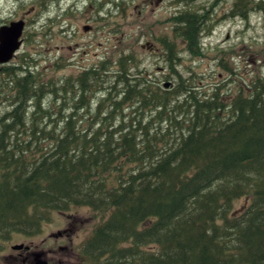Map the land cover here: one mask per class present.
<instances>
[{"label": "trees", "instance_id": "16d2710c", "mask_svg": "<svg viewBox=\"0 0 264 264\" xmlns=\"http://www.w3.org/2000/svg\"><path fill=\"white\" fill-rule=\"evenodd\" d=\"M167 21L163 92L123 51L106 81L101 64L62 79L32 58L0 68V243L88 206L101 214L88 264H264V76L230 101L201 87L180 65L206 56L212 29Z\"/></svg>", "mask_w": 264, "mask_h": 264}, {"label": "rangeland", "instance_id": "374dc122", "mask_svg": "<svg viewBox=\"0 0 264 264\" xmlns=\"http://www.w3.org/2000/svg\"><path fill=\"white\" fill-rule=\"evenodd\" d=\"M54 1H23L29 18V26L26 30L27 42L23 49L26 54L32 56L36 61V67L33 66L31 70L40 71L42 75L47 77L75 75V73H78L76 70L82 64H85L84 68L96 65L97 62L100 63L101 61H98V59L102 56L104 47H107L108 57L109 55L118 56L121 51L135 54L138 68L133 69V74L136 73L134 71L147 69L151 75L163 80L167 72H160L159 69L164 67V62L145 45L146 43H156V39L160 35L171 32L167 20L171 17L170 14L173 10L165 12L147 7L140 8L141 12H139L137 4H135L136 9L133 8V5H130L131 8L127 12L120 14L111 12L108 17L104 15L105 18L107 17L105 23L98 19L93 26L94 29L91 35L85 34L82 36L81 34L74 35L73 31L76 25L87 23L85 21L87 12L78 13L76 17L66 14L68 1L60 5ZM211 1L198 0L196 5H204L203 8L209 10L210 6L205 5H209ZM59 6H64V9H67L63 11ZM228 6L229 2L227 5H219L214 8L216 20L219 16L221 19L217 23L218 25L212 29V33L203 40V44L207 49L206 56L196 58L188 53H182L184 61L180 65V70L184 73L189 70L188 72L195 74L196 79L199 78L197 81L201 83L198 85L205 87L207 90L213 89L212 87L216 85L224 86L222 91L226 93L225 100L230 101L232 96L237 94L241 87L245 88L248 81L253 77L264 76V27L256 24L252 28H248L247 23L261 21L255 16L256 14H250L248 21H242L237 17L229 18L230 15L228 17L223 13ZM22 11H25V9ZM90 12L88 19L93 14V11ZM19 15L20 12H18L14 0H0V20L5 17L7 19L15 18ZM103 25L106 27L103 28ZM101 32L108 33L107 41L104 38L94 36V34H100ZM170 36L173 37L172 32ZM76 48L78 49L77 54ZM83 51L87 54L82 56ZM159 52L160 54L163 53L161 50ZM163 55L164 53L162 58ZM17 63L19 62L15 61L11 65ZM225 63L230 69H233V75L230 70H225L222 67ZM168 73L170 77L167 82H171L174 76H172V72L168 71ZM166 88L170 89V86H166ZM247 203V199L241 198L235 201L234 208L235 210H241ZM66 214L53 213L51 222L45 224L43 231L35 239L22 238L18 235L11 241L23 240L27 244L32 243L35 246H40L43 251H47L51 247L54 255L47 257L53 259L56 253L59 252L60 246H69V244L66 242L55 244L56 241L50 239L52 233H56L62 228L66 229L71 223L75 225L73 228L80 227V232L88 233L92 232L96 224L101 221L100 213L97 215L94 213L96 219H93L91 217L93 214L90 215L89 210L83 211L74 208ZM75 240L74 245L79 242L78 236ZM6 245L7 243L3 241L0 243V248L3 249ZM3 258L4 256H0V264H3ZM76 262L78 260L67 263L62 261L61 264H74ZM52 264L59 263L54 260Z\"/></svg>", "mask_w": 264, "mask_h": 264}, {"label": "flooded vegetation", "instance_id": "af4514ba", "mask_svg": "<svg viewBox=\"0 0 264 264\" xmlns=\"http://www.w3.org/2000/svg\"><path fill=\"white\" fill-rule=\"evenodd\" d=\"M23 1L24 0H14V2H16V8L18 9V12H20L19 16L15 18H11V19H7L5 17L0 20V30L10 27L13 23L24 22V30H23L21 38L19 39L21 45H20V48L16 51L14 58L11 60V63H15V61L22 62L23 59L27 60L28 58L34 59L32 56H29L28 54H26L25 50L23 49L27 42L26 30L29 26V18L27 14V9H26V6L23 4ZM67 1L69 5L67 6L68 9L66 8L67 9V11L65 12L66 14H71L76 17L78 13L87 12V16L85 20L87 21V23L76 25L73 31L74 35H78V34H81L82 36H84L85 34L91 35L94 29L93 26L97 23L98 19H100L101 22L105 23L109 13L113 12L116 14H120L122 12H127L128 9L131 8L130 5H133V8H134L135 4H137L136 6L138 7L137 9L139 12H141L140 8H147V7H150L153 10L155 9L163 10L165 12H168L169 10H173L171 11L172 13L170 14L171 17L169 19H173L175 16L179 17V15L185 14V13L194 14L196 15L198 24L201 25L200 27H204L207 29H213L216 25H218L217 23L221 19L219 16V18L216 20L217 17L216 15H214L215 14L214 8L219 5H227L229 2L228 8H226L223 12L226 14V16L229 17L230 15L229 18L237 17L242 21H248L250 19V14L251 15L256 14L255 16L258 18V20H261V21L260 22L257 21L255 23L254 22L247 23L248 28H252L256 24L262 25L264 27V0H212L209 3V5H205V6H210L209 10H207V8L204 9L203 8L204 5L197 6L196 3L198 0H55L54 2L60 5ZM59 8L63 11L66 10L64 9V6L63 7L59 6ZM23 9H25V11H22ZM90 11H93L92 12L93 14H92V17L88 19L91 13ZM104 15L107 17L105 18ZM243 15H246V17H244ZM203 21L205 24L202 23ZM105 27L106 26L103 25V28ZM94 36L100 37L101 39L104 38L106 41L108 40L107 32L106 33L101 32L100 34H94ZM145 47L148 48L150 51H152V53L154 52L153 54H157L159 56V58L164 62V67L160 68L159 71L167 72V73L164 75L163 80H161L158 77H154L153 75H151V73H149L147 69H145L144 71L141 70L140 72H142L147 77L149 82H152L153 85L157 87L160 86L159 90L163 92L164 89H167L165 87V83H167L170 77V74L168 73V71L170 70L167 69L168 62H165L163 60L162 53L160 54L158 48L156 47V43H149L148 46H145ZM145 47L143 46L144 49ZM77 53H78V49H77L76 54ZM85 54L87 53L83 51L81 55L83 56ZM107 60H108V48L104 47V52L102 53V56L99 57L98 59V61H101L100 63L97 62L96 65L94 64L91 67H84V68L83 66L85 64H82L80 65L79 69L89 70L90 68H93V69L95 68L98 71L100 67L99 65L101 64V70H102L101 76H102V79L106 81L107 75H108ZM58 78L62 79L64 78V76L58 77ZM106 85L107 83L104 84V87H106ZM169 99H171V97H168V100ZM95 100L96 99L94 100L92 99V102H94ZM74 208L78 210H83V211L89 210L90 215L91 214L95 215L94 213L98 214L97 212L93 211L92 208L88 206H73L69 209L68 212H71L72 209ZM68 212H57V214L67 215L66 213ZM91 217L94 218L93 216ZM66 224L68 225V223ZM73 227H75V225L71 223L70 225H68L66 229L62 228L58 230L56 233H52L50 235V239L56 241L55 244H60L58 242H62V243L66 242L69 244V246H60L59 252L56 253L53 259H48L47 257V256L54 255L51 247L49 248V250L43 251L40 246H35L32 243L27 244L23 240H18L17 242L11 241L13 238H15L18 235L21 236L22 238L27 237L24 234H17V233L12 234L9 240L4 241L7 243L6 247L3 249H0V256L1 257L4 256L3 264H39L40 260H42L46 264H52L54 260H57L59 264H61L62 261L63 263H67L73 260H78V262L74 264H88V261H91V259L83 253L85 252L84 246L86 242L89 240V238L92 236L94 229L92 230V232L82 233L80 232V229H81L80 227H78L77 229ZM37 236L38 235L27 237V238L35 239ZM76 236H78L79 242L76 245H74L76 241L75 240ZM15 246H21L22 248L17 250L14 248Z\"/></svg>", "mask_w": 264, "mask_h": 264}, {"label": "water", "instance_id": "95a60500", "mask_svg": "<svg viewBox=\"0 0 264 264\" xmlns=\"http://www.w3.org/2000/svg\"><path fill=\"white\" fill-rule=\"evenodd\" d=\"M12 25H15L16 28L12 31V33L11 32L9 33L8 39H9V42H11L8 45L9 48L8 49L5 48V49L1 50V52H0V59H1L0 64L9 63L10 60L14 57L15 52L19 49V47L21 45L19 39L22 35V31L24 28V22L13 23ZM11 26L6 28V29H10ZM167 86H168V84H167ZM21 248H22L21 246L15 247V249H21ZM41 262H42V264H46L43 261H40V264H41Z\"/></svg>", "mask_w": 264, "mask_h": 264}, {"label": "bare ground", "instance_id": "6f19581e", "mask_svg": "<svg viewBox=\"0 0 264 264\" xmlns=\"http://www.w3.org/2000/svg\"><path fill=\"white\" fill-rule=\"evenodd\" d=\"M15 28H16V26L12 25L10 29H6L5 28V29L0 30V42H1V44H0V52H1V50L5 49V48L6 49L9 48L8 45L11 43V42H9V39H8L9 33L10 32L12 33V31ZM0 61H1V59H0Z\"/></svg>", "mask_w": 264, "mask_h": 264}]
</instances>
